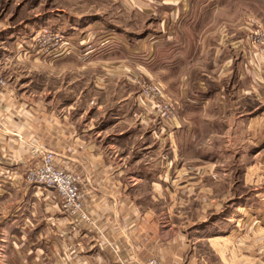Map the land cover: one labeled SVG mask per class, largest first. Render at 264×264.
<instances>
[{
	"label": "rangeland",
	"instance_id": "374dc122",
	"mask_svg": "<svg viewBox=\"0 0 264 264\" xmlns=\"http://www.w3.org/2000/svg\"><path fill=\"white\" fill-rule=\"evenodd\" d=\"M193 5L216 7V25L206 30L202 15L195 31L181 27L174 10ZM242 20L245 57L224 69L213 48L214 71L205 78L209 63L198 55L204 36L196 35L222 24L236 32ZM260 27L264 0H0V130L7 132L19 105L27 123L35 110L38 118H65L75 132L97 138L111 165L128 170V184L142 182L133 197L156 215L166 239L181 237L194 264H264V56L249 41ZM190 73L208 93H175V77L188 88ZM152 118L163 131L151 127ZM157 131L165 137L159 176L145 173L156 161L146 158L144 143ZM179 135L181 155L173 158ZM39 162L24 168V188L32 187L26 174ZM24 193L0 187V264H50L32 243L44 244L35 237L53 226L51 218H16Z\"/></svg>",
	"mask_w": 264,
	"mask_h": 264
},
{
	"label": "crops",
	"instance_id": "0c3cea01",
	"mask_svg": "<svg viewBox=\"0 0 264 264\" xmlns=\"http://www.w3.org/2000/svg\"><path fill=\"white\" fill-rule=\"evenodd\" d=\"M216 10V7L196 5L189 6L188 9L181 7L174 10L176 13L174 20L181 27L189 26L191 31H195L198 20L204 15L207 30L208 24H215L212 23L214 19L210 15H214ZM242 24L243 20L236 32H229L227 26L220 24V28L217 27L215 31L196 35L204 36L201 38L202 45L198 55L204 57L200 61L209 63L203 74L205 78H211L214 71L212 68L214 59L209 57L213 48L215 58L224 56L221 61L224 69L238 61L239 56L245 57L243 35L238 34V31H242ZM214 32L220 37L215 44L209 39ZM195 44L192 41L188 45L190 52L195 48ZM226 47L229 48V58L223 54ZM178 59L174 58L175 61ZM196 67L195 65L194 68ZM192 76L190 73V84L194 85L189 84L188 88L181 87L183 78L181 75L175 77V80L179 79L178 85L174 86L176 94L184 95L186 89L190 94L193 89L195 95L208 93V88L201 84L203 81H197L199 80L196 78L197 73L194 74L196 78L194 82ZM206 105L207 103L201 107ZM23 111L21 105L17 106L13 110L12 118L7 119V124L3 125L7 132L0 130V187L15 189L23 196L26 195L24 192L28 193L27 198L19 197L17 200L19 208L16 210V218H51L50 223L53 226L37 233L35 237V241L43 239L44 244L40 246L37 242L32 243L35 245L33 248L35 256L41 253L50 255L52 257L50 264H117L115 255L119 252L129 256L133 261L130 264H148L151 259H156L159 264H182V259L184 264H194L190 261L191 257L186 258V253L181 248V237L173 236L166 239L165 235L168 232L158 229L159 219L156 215L147 207H143L145 206L143 199L133 197L131 190L142 182L128 184L125 181L128 170L123 166L111 165V156L104 158L101 148L96 143L97 138L89 140L83 129L78 128L75 132L74 126L69 125L65 118L60 120L53 118L51 114L38 118L37 110L27 123ZM149 122L146 119V123ZM173 123L178 124L176 121ZM151 124V127L162 128L161 122L157 119L152 118ZM178 137L175 141L177 146L172 148L173 158L177 154L179 157L181 155V136ZM164 138L161 134L158 135V131L156 135L146 137L144 143L147 147L146 158L156 161L146 169V174L155 176L165 174ZM33 149L39 150L40 153L35 156ZM46 151L54 152L55 162L77 175L80 191L84 194L83 202L88 213V222L79 220V224H71L72 221L65 219L70 217L59 209V200L53 191L37 187L24 188L22 182L24 168L41 158V154ZM74 218L77 220L78 217Z\"/></svg>",
	"mask_w": 264,
	"mask_h": 264
},
{
	"label": "built area",
	"instance_id": "2783aa9c",
	"mask_svg": "<svg viewBox=\"0 0 264 264\" xmlns=\"http://www.w3.org/2000/svg\"><path fill=\"white\" fill-rule=\"evenodd\" d=\"M250 45L264 56V28H258L249 37ZM5 83L0 80V97ZM27 183L32 187L53 191L59 200V209L68 217H78L88 222V213L84 208V194L80 191L78 177L55 164V153L43 152L40 162L30 168L26 174ZM122 264H130L124 262ZM148 264H159L151 259Z\"/></svg>",
	"mask_w": 264,
	"mask_h": 264
}]
</instances>
